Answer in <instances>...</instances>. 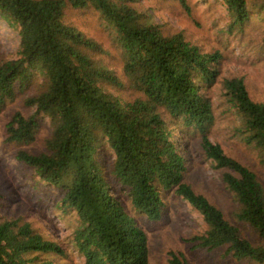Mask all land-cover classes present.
I'll list each match as a JSON object with an SVG mask.
<instances>
[{
    "label": "trees",
    "instance_id": "obj_1",
    "mask_svg": "<svg viewBox=\"0 0 264 264\" xmlns=\"http://www.w3.org/2000/svg\"><path fill=\"white\" fill-rule=\"evenodd\" d=\"M223 2L237 26L253 13L264 15V0ZM70 9L99 15L119 49L123 77L100 61L98 41L68 24ZM0 20L20 36L18 57L0 63V115L9 102L29 94L6 125L3 142L17 147L20 164L59 190L61 210L76 214L79 226L69 250L84 264H150L149 237L106 174L151 222L163 219L165 193L192 206L207 230L189 240L191 251L223 249L237 262L264 264V185L252 168L212 141L215 102L205 90L221 86L225 105L240 121L235 138L262 165L264 103L251 98L244 78H222L219 51L205 53L182 34H165L137 0H0ZM125 89L135 97L128 98ZM45 119L51 133L42 138ZM178 128L197 139L199 153L234 196L235 220L255 238L187 183L189 145L177 139ZM106 151L115 157L108 173L99 161ZM67 252L31 223L0 219V264H61ZM168 264L190 263L171 251Z\"/></svg>",
    "mask_w": 264,
    "mask_h": 264
},
{
    "label": "rangeland",
    "instance_id": "obj_2",
    "mask_svg": "<svg viewBox=\"0 0 264 264\" xmlns=\"http://www.w3.org/2000/svg\"><path fill=\"white\" fill-rule=\"evenodd\" d=\"M137 6L165 34H182L188 42L198 45L205 53L219 51L223 56L219 66L222 78H244L251 98L264 103V15L253 13L250 21L241 27L235 25L223 0H186L185 5L175 0H137ZM66 17L69 25L84 31L103 46L100 61L123 77L122 60L117 53L119 49L114 46L112 35L103 21L99 20V15L93 11L70 9ZM19 47L18 31L0 20V63L16 59ZM107 90L125 99V95L115 88L107 87ZM205 91L215 102L217 121L212 129V141L220 144L227 154L252 168L264 185V165L259 162L254 150L235 138L240 121L235 111L225 105L221 86L216 85ZM124 93L128 98L136 95L126 89ZM27 94L19 95L16 100L9 102L0 115V219L18 221L20 225L31 223L36 231L43 230L47 237L63 243L68 256L60 259L59 263L84 264L80 255L69 250L73 233L79 226L76 214L61 210L59 190L42 181L31 168L20 164L14 156L17 147L3 142L6 125L16 111L24 108ZM45 121L46 125L41 129L42 138L51 133L49 120ZM190 133L184 128H178L175 132L177 139L189 145L187 183L217 206L228 220L242 227L248 238H255L246 225L235 220L238 205L234 196L223 184L220 172L215 171L212 164L199 153V142L189 137ZM41 146L42 142L30 150L36 151ZM114 159L110 151L100 154L99 161L105 172L109 171ZM106 175L114 194L149 237L150 264H168L171 251L182 252L190 264H251L231 259L223 249L214 252L191 251L189 240L205 233L207 226L203 217L174 192L164 194L166 208L163 219L154 223L135 212L128 196L120 195L119 187L109 174Z\"/></svg>",
    "mask_w": 264,
    "mask_h": 264
}]
</instances>
